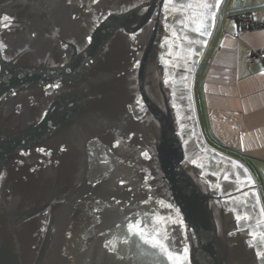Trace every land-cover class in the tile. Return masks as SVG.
I'll return each mask as SVG.
<instances>
[{
  "label": "water",
  "instance_id": "95a60500",
  "mask_svg": "<svg viewBox=\"0 0 264 264\" xmlns=\"http://www.w3.org/2000/svg\"><path fill=\"white\" fill-rule=\"evenodd\" d=\"M5 16L0 264H264L257 185L197 124L205 46L181 47L180 8L0 0Z\"/></svg>",
  "mask_w": 264,
  "mask_h": 264
},
{
  "label": "crops",
  "instance_id": "0c3cea01",
  "mask_svg": "<svg viewBox=\"0 0 264 264\" xmlns=\"http://www.w3.org/2000/svg\"><path fill=\"white\" fill-rule=\"evenodd\" d=\"M215 12L195 71L201 112L207 133L237 154L232 158L253 165L264 202V60L246 61L252 51H264V27H248L235 18L249 14L264 23V0H218Z\"/></svg>",
  "mask_w": 264,
  "mask_h": 264
},
{
  "label": "flooded vegetation",
  "instance_id": "af4514ba",
  "mask_svg": "<svg viewBox=\"0 0 264 264\" xmlns=\"http://www.w3.org/2000/svg\"><path fill=\"white\" fill-rule=\"evenodd\" d=\"M217 1L218 0H169V4L171 7L177 9L180 8L184 14L183 19L181 20L182 25H178V31H176L175 29L173 30L175 36H177V33L181 32V36H183L186 40L185 42H182L183 44H181V47H183L184 45L186 49L191 48V51H193L195 55H199V52H195L196 50L201 51L202 47L204 48V46L206 49L213 27L214 13ZM201 4H208L212 7L203 8L196 6ZM188 5H191V7H188Z\"/></svg>",
  "mask_w": 264,
  "mask_h": 264
},
{
  "label": "rangeland",
  "instance_id": "374dc122",
  "mask_svg": "<svg viewBox=\"0 0 264 264\" xmlns=\"http://www.w3.org/2000/svg\"><path fill=\"white\" fill-rule=\"evenodd\" d=\"M217 17V12H215V16H214V20ZM195 76V79H194ZM193 76V81H192V85H191V94H192V99H193V105H194V110H195V115H196V119H197V124L199 127V130L201 132L202 138L205 141V143L210 146L211 148L216 149L217 151L223 153V154H227L231 157L235 156L237 157V154L233 151V150H229L227 148H225V146H221L220 144H218L215 140L214 137L210 136L207 133L206 127H205V123H204V119H203V114L201 112V105L198 99V93H197V87H196V83H197V78L196 75L194 73ZM230 153V154H228ZM233 155V156H232ZM236 159V158H235ZM247 169V171L249 172V175L251 176L252 180L255 182V184L257 185V195L259 197V200L261 202V206H262V210H263V215H264V202H263V188L261 185H258V180L255 177V170L253 165L248 161L243 159V161L239 160ZM257 180V181H256ZM260 186V188H259Z\"/></svg>",
  "mask_w": 264,
  "mask_h": 264
},
{
  "label": "snow or ice",
  "instance_id": "6c2138e0",
  "mask_svg": "<svg viewBox=\"0 0 264 264\" xmlns=\"http://www.w3.org/2000/svg\"><path fill=\"white\" fill-rule=\"evenodd\" d=\"M69 2H70V0H69ZM169 6H170L169 0H164V8L168 9ZM196 6L197 7H203V8H211L212 7L211 5H208V4H201V5H196ZM188 7H191V5H188ZM9 20H10V17L5 16L2 18V20H0V23L7 24L9 22ZM55 86L58 87L59 85H55ZM50 87H52V86L50 85ZM144 155L147 156V153H144ZM225 179H227V177H225ZM121 183H123V181H121ZM127 229H128V232L130 234L139 235V236H141V238H144V236H145L141 221H137L135 223H132L130 221L128 226H127ZM157 235H159V234L157 233ZM145 242H149V241L146 240ZM151 243H152L153 247L159 248L162 253L166 254L170 260L174 259L173 253L170 252L169 249L163 243H161L159 239L153 238L151 240ZM257 256L260 259H264V251L257 252Z\"/></svg>",
  "mask_w": 264,
  "mask_h": 264
},
{
  "label": "built area",
  "instance_id": "2783aa9c",
  "mask_svg": "<svg viewBox=\"0 0 264 264\" xmlns=\"http://www.w3.org/2000/svg\"><path fill=\"white\" fill-rule=\"evenodd\" d=\"M235 18L240 23H242L243 25H246L248 27H252V28L264 27V23L253 21L249 14H238V15H235ZM260 60H264V51L263 50H254L246 58V61L249 64H254Z\"/></svg>",
  "mask_w": 264,
  "mask_h": 264
}]
</instances>
